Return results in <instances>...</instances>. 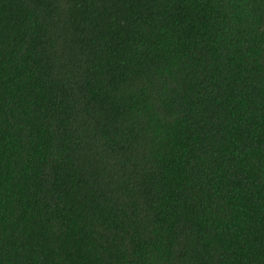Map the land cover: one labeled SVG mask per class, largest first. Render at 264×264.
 <instances>
[{
	"label": "trees",
	"instance_id": "16d2710c",
	"mask_svg": "<svg viewBox=\"0 0 264 264\" xmlns=\"http://www.w3.org/2000/svg\"><path fill=\"white\" fill-rule=\"evenodd\" d=\"M0 264H264V0H0Z\"/></svg>",
	"mask_w": 264,
	"mask_h": 264
}]
</instances>
